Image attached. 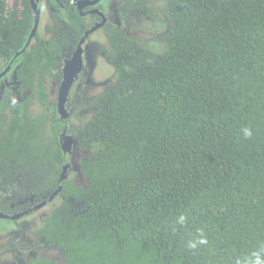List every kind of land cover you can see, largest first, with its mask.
<instances>
[{"label": "trees", "instance_id": "1", "mask_svg": "<svg viewBox=\"0 0 264 264\" xmlns=\"http://www.w3.org/2000/svg\"><path fill=\"white\" fill-rule=\"evenodd\" d=\"M166 2L167 29L151 37L162 46L114 34L113 82L71 120L50 106L44 86L57 60L53 42L27 44L30 0H0V62L20 53L21 70L40 73L27 103L35 97L46 107L30 114L23 103L4 139L48 189L63 185L64 200L37 230L63 250L61 264L264 258V0ZM68 124L76 171L61 180L73 156L58 144Z\"/></svg>", "mask_w": 264, "mask_h": 264}, {"label": "flooded vegetation", "instance_id": "2", "mask_svg": "<svg viewBox=\"0 0 264 264\" xmlns=\"http://www.w3.org/2000/svg\"><path fill=\"white\" fill-rule=\"evenodd\" d=\"M33 2L37 6L39 16L35 32ZM30 3L34 25L27 44L34 46L40 39L50 40L57 54L53 69L44 75V86L49 92V104L56 106L57 113L64 119H77L79 113L84 114L86 111L75 114V110H82V102L88 99V95H94L104 87L108 88L116 75V65L110 60L109 55L112 48L111 37L114 43L117 39L114 34L120 31L133 38L145 39L140 33L135 32L132 20L136 19L135 24L142 20L153 2L30 0ZM96 34H100L99 38H95ZM103 59L112 71L110 70L109 78L101 82L95 80L94 74L101 67ZM22 65L20 53L11 60L0 62V218L10 220L13 224L0 230V264H36L40 257L55 259L61 264L64 262L63 250L46 245L38 232L33 241V238L27 235L25 223L21 221L22 217L35 215L56 199L63 201L64 197L61 195L63 185L59 182L56 186L52 185L55 187L51 189L43 185L41 179L46 180V177L39 174V168L27 167L17 160L15 154L19 156L21 152L10 150L8 141L4 139L6 135L3 134L4 130L9 129L10 123L17 122L13 115L19 112L18 109L23 103L24 109L28 107L30 114L37 115L46 108L35 97L33 102L27 103L29 96L38 90L40 73L32 70L25 71V74L21 70ZM74 91L79 95L72 106ZM61 93L65 94L64 100L60 99ZM51 126L48 129L50 135ZM75 143V133L70 132L68 124V127L64 126L59 133L58 144L65 155H73ZM76 158L77 154H74L69 162L65 163L60 175L61 180L69 178L71 170L76 171V167L72 166ZM40 188L47 189L41 193ZM48 215L42 218V222ZM60 257H63L62 262L58 259Z\"/></svg>", "mask_w": 264, "mask_h": 264}, {"label": "rangeland", "instance_id": "3", "mask_svg": "<svg viewBox=\"0 0 264 264\" xmlns=\"http://www.w3.org/2000/svg\"><path fill=\"white\" fill-rule=\"evenodd\" d=\"M139 3L144 1V0H136ZM153 2L152 6H149V9L146 10V14L143 15L142 20H138V23L135 24L136 19L132 20V27L135 30L136 33H140L145 39L143 43L147 47H151L150 44H154V48H159L160 43H153L151 39H149L151 36L159 34L164 32L167 29L168 23H167V2L166 0H149ZM131 29V31H134ZM100 34H96L95 38H99ZM149 44V45H148ZM161 45V44H160ZM162 46V45H161ZM153 48V49H154ZM103 65V66H102ZM100 67V66H99ZM112 69L110 66L106 63V60L103 59L101 61V67L98 68V70L94 74V78L96 81H104V79H108L110 76V73ZM51 84H53L51 82ZM101 88V86H100ZM102 89H100L101 91ZM74 94L72 95V100L73 102L71 105L73 106L75 104L74 101L78 97V93L73 92ZM82 110H75V114L79 113ZM81 115H86V113L81 114ZM71 173V175H73ZM62 201L60 199H56L53 203H50L49 205L44 206L37 212L35 215H32L31 217L23 218L21 223H25V229L28 231V236L33 238V241L35 240V234L37 230L42 226V218L48 214H50L58 205H60ZM12 224V221L10 220H5L0 218V230L5 229L6 227H10ZM29 251V250H27ZM52 257V256H51ZM55 257V256H53ZM57 258V257H55ZM63 257L58 258L61 262L63 261Z\"/></svg>", "mask_w": 264, "mask_h": 264}, {"label": "clouds", "instance_id": "4", "mask_svg": "<svg viewBox=\"0 0 264 264\" xmlns=\"http://www.w3.org/2000/svg\"><path fill=\"white\" fill-rule=\"evenodd\" d=\"M243 132H244V135H245L246 138H250L251 135H252L251 130L248 129V128L243 129ZM184 219L185 218L183 216H181L179 218V223H183L184 222ZM197 243H199V244H206L207 243V240L202 238L198 242H192V243H190L189 244V247L196 248L197 247ZM254 255H255V259L254 260H250L249 261V264H264V258H261V256H260L259 253H255Z\"/></svg>", "mask_w": 264, "mask_h": 264}, {"label": "water", "instance_id": "5", "mask_svg": "<svg viewBox=\"0 0 264 264\" xmlns=\"http://www.w3.org/2000/svg\"><path fill=\"white\" fill-rule=\"evenodd\" d=\"M33 7H34V10H35V19H36V21H35V29H34V32L36 31V28H37V22H38V19H39V16H38V10H37V6H36V4H35V2H33ZM63 90H64V88H63ZM65 94L63 93H61V97H60V99L61 100H64L65 99ZM63 179V178H62Z\"/></svg>", "mask_w": 264, "mask_h": 264}]
</instances>
